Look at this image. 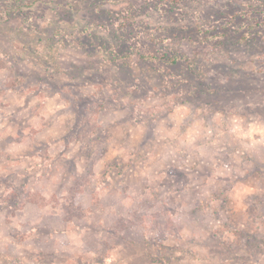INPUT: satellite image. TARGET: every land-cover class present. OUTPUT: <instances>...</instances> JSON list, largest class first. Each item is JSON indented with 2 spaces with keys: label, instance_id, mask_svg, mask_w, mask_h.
Masks as SVG:
<instances>
[{
  "label": "rangeland",
  "instance_id": "obj_1",
  "mask_svg": "<svg viewBox=\"0 0 264 264\" xmlns=\"http://www.w3.org/2000/svg\"><path fill=\"white\" fill-rule=\"evenodd\" d=\"M0 264H264V0H0Z\"/></svg>",
  "mask_w": 264,
  "mask_h": 264
},
{
  "label": "trees",
  "instance_id": "obj_2",
  "mask_svg": "<svg viewBox=\"0 0 264 264\" xmlns=\"http://www.w3.org/2000/svg\"><path fill=\"white\" fill-rule=\"evenodd\" d=\"M168 60L169 64H177L179 62L180 56H177L176 54L173 56H165Z\"/></svg>",
  "mask_w": 264,
  "mask_h": 264
}]
</instances>
